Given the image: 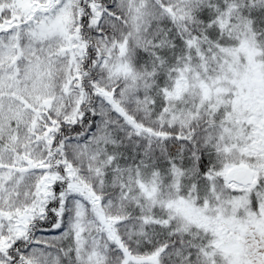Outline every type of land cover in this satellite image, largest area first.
<instances>
[{"label":"snow or ice","instance_id":"snow-or-ice-1","mask_svg":"<svg viewBox=\"0 0 264 264\" xmlns=\"http://www.w3.org/2000/svg\"><path fill=\"white\" fill-rule=\"evenodd\" d=\"M0 264H264V0H0Z\"/></svg>","mask_w":264,"mask_h":264}]
</instances>
